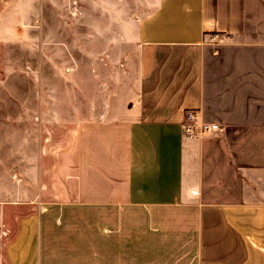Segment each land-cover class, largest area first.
Listing matches in <instances>:
<instances>
[{
	"label": "crops",
	"instance_id": "obj_1",
	"mask_svg": "<svg viewBox=\"0 0 264 264\" xmlns=\"http://www.w3.org/2000/svg\"><path fill=\"white\" fill-rule=\"evenodd\" d=\"M138 37L137 99L80 122L37 197L193 213L196 264H264V0H158ZM188 111L222 132L190 138ZM33 224L7 264L38 263Z\"/></svg>",
	"mask_w": 264,
	"mask_h": 264
},
{
	"label": "rangeland",
	"instance_id": "obj_2",
	"mask_svg": "<svg viewBox=\"0 0 264 264\" xmlns=\"http://www.w3.org/2000/svg\"><path fill=\"white\" fill-rule=\"evenodd\" d=\"M156 1L0 0V264L31 222L37 264H196L193 213L37 197L80 122L137 99L138 30Z\"/></svg>",
	"mask_w": 264,
	"mask_h": 264
},
{
	"label": "built area",
	"instance_id": "obj_3",
	"mask_svg": "<svg viewBox=\"0 0 264 264\" xmlns=\"http://www.w3.org/2000/svg\"><path fill=\"white\" fill-rule=\"evenodd\" d=\"M184 131L190 138L196 136H209L222 132L218 124L201 123L198 124V114L195 111H188L183 121Z\"/></svg>",
	"mask_w": 264,
	"mask_h": 264
}]
</instances>
